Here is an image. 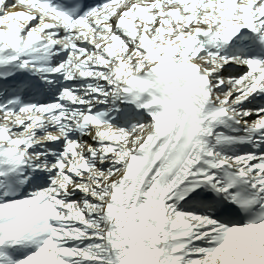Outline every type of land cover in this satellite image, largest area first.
I'll use <instances>...</instances> for the list:
<instances>
[{
  "label": "snow or ice",
  "instance_id": "1",
  "mask_svg": "<svg viewBox=\"0 0 264 264\" xmlns=\"http://www.w3.org/2000/svg\"><path fill=\"white\" fill-rule=\"evenodd\" d=\"M0 264H264V0H0Z\"/></svg>",
  "mask_w": 264,
  "mask_h": 264
}]
</instances>
